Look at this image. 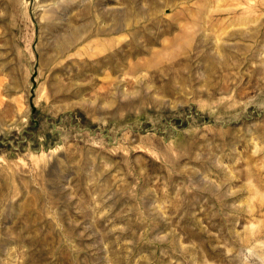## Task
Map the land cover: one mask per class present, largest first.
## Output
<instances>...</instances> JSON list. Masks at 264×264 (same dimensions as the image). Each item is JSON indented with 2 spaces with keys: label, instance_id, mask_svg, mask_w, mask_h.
<instances>
[{
  "label": "rangeland",
  "instance_id": "1",
  "mask_svg": "<svg viewBox=\"0 0 264 264\" xmlns=\"http://www.w3.org/2000/svg\"><path fill=\"white\" fill-rule=\"evenodd\" d=\"M0 264H264V0H0Z\"/></svg>",
  "mask_w": 264,
  "mask_h": 264
}]
</instances>
